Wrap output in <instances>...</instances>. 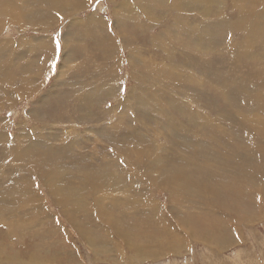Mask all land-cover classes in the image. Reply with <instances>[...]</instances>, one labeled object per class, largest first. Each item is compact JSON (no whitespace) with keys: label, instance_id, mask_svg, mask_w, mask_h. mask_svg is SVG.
<instances>
[{"label":"rangeland","instance_id":"obj_1","mask_svg":"<svg viewBox=\"0 0 264 264\" xmlns=\"http://www.w3.org/2000/svg\"><path fill=\"white\" fill-rule=\"evenodd\" d=\"M178 1L82 0L80 9L71 13L54 10V15L39 17L33 29L24 30V36L16 25L2 26L0 47L33 38L45 47L49 39L55 52L47 60L42 54L45 50L26 44L34 51L19 53L16 62L28 69L31 78L18 79L31 94L19 99L0 97L3 187L9 192L15 187L20 197L32 187L39 197L35 210L24 206L23 212L8 204L12 199L7 201L0 221V264H31L27 260L34 253L36 264H264V114L253 104L264 97L241 96L246 106L224 112L211 108L221 102L216 89L220 82L214 78L230 76L221 69L216 76L212 68L215 52L221 55L225 46L239 49L244 73L260 71L259 79H264V33L241 29L237 22L241 16L255 13L264 24V0H258L257 9L249 6L248 0H210L213 11L198 10L199 0ZM189 4L192 10L183 8ZM191 18L192 37L185 29ZM44 25H48L46 30ZM215 38L220 42L216 51ZM71 45L80 53L73 52ZM190 46L198 57L191 72L187 63ZM9 57L5 54L3 61ZM170 57L174 58L172 64L166 63ZM142 66L150 70L143 73ZM228 70L233 72V67ZM178 71L185 75H165ZM239 76L241 73L235 78H242ZM142 78H147L145 97ZM7 84L0 78V87ZM206 86L211 89L202 94ZM235 97L229 95L227 100ZM148 98L159 99L151 108ZM239 131H247L256 142L239 139ZM40 139L44 144L38 143ZM175 157L247 163L256 184L254 197L261 203H242L224 193L223 180L219 182L224 191L221 198L233 204L225 198H220V204L226 202L223 208H233L215 211L218 222L210 234H203L207 230L199 226L197 214L205 207L201 204L189 216L192 221L179 223L176 235L153 241L147 251L135 254L111 245L92 248L83 239L75 223L90 235H98L99 225L91 214L103 217L107 205L90 206L85 200L79 207H68L61 201V208L54 202L56 197H51L53 191L98 189L108 192V202L116 208L134 184L143 197L144 210L154 201L169 206V195L159 186L161 177L174 170ZM12 163L16 166L8 168ZM184 166L181 171L185 175L189 166ZM194 175L188 173L196 181ZM122 207L127 210L128 204ZM31 210L33 221L26 230L11 225L29 222ZM153 213L158 218V209ZM202 219L212 220L209 216ZM150 226L137 232V241ZM98 239L102 240V235Z\"/></svg>","mask_w":264,"mask_h":264},{"label":"bare ground","instance_id":"obj_2","mask_svg":"<svg viewBox=\"0 0 264 264\" xmlns=\"http://www.w3.org/2000/svg\"><path fill=\"white\" fill-rule=\"evenodd\" d=\"M184 2L185 0L178 1L179 4H183ZM209 2L211 1L199 0L198 10L206 9L209 11H213ZM69 4H72L74 6V10H72V6L71 9H69ZM248 5L253 9H257V7L260 6V3L258 0H248ZM81 6L82 0H0V31L3 25L4 27L8 25H16L21 29V34L24 36V30L29 31L30 29H33L39 17L43 19L47 16L54 15L53 12H56L54 10H57L62 14L64 12L65 14H68L72 11L80 9ZM183 8L192 10L193 6L189 4L184 6ZM261 19L264 20V15L261 16ZM237 22L241 29H251L254 31L260 30L262 33H264V24L257 20V16L255 15V13H252L250 16L243 15ZM180 25L184 27L182 21H180ZM43 28L46 30L48 28V25H44ZM185 29L186 33L190 37H192L195 29L193 18H191L187 22V26H185ZM39 41H37L38 43H35L34 38L24 40L23 42L11 41L3 44L0 47V78H5L8 82L5 87H0V97L3 96L8 98L9 96L14 95L17 99H19L31 92L29 87L26 86L24 82L20 84V80L18 79L31 78L29 76L28 69L25 70V67L21 66V63H17L16 61H19L18 54L23 52L24 50L27 53H31L34 51L31 45H26L28 43H32V45L36 48L45 50L44 52H42V54L46 56L47 60L49 59V56L51 58L53 53L55 52V47L53 45L54 42L48 39V41H45L44 47L42 42ZM219 44L220 42L215 38L214 51L218 50L217 46ZM76 50L80 53L79 48L73 47V52L77 53ZM238 52V48H233L227 45L224 47L223 53L221 55H216L218 53L215 52V55L212 59V68L214 75L218 76L216 74L217 69L227 70L230 74L228 78L219 77L221 81H219V78H214L216 79V81L218 79V82H220L218 84L216 82V89L217 91L219 90V93L217 94L221 95V97L219 96L221 102L218 101L220 102V105L218 104L219 106H211L212 109H215L214 111L224 112L228 108L246 106V103H242L240 101L239 98L241 96L252 98L264 97V79H259V73L261 72L258 71L257 73V71H255L250 74L244 73V71H242L243 66L241 65L242 60L238 56ZM7 53L10 57L7 61H3V57ZM173 59L174 58L170 57L166 61V63L172 64ZM187 63L189 66V72L193 71L198 64V57L193 46L189 47ZM231 67H233V72L228 70ZM149 70L150 68L147 66L141 67V71L143 73H147ZM218 72L219 74L221 73L220 70ZM239 73H241V76L239 77L242 78H235L238 77ZM165 75L168 78H182L185 74L178 71L166 72ZM261 76L263 77L264 74H262ZM214 79H212V81H214ZM146 84L147 78H142L141 86L144 90V97L146 96ZM212 86H214L213 82ZM210 89L211 87L206 86L201 89L200 92L202 94H208ZM214 91L212 90L213 93ZM229 95H234L236 97L235 99L228 101L227 98ZM158 99L159 98H148V106L152 108V104ZM214 103L215 102L212 101L211 105H213ZM253 104L255 109L259 113L264 114L263 99H255ZM238 125H240V123H238ZM245 126L249 132H252V129L248 127L247 123H245ZM43 137L44 135L41 137V139ZM45 137H47V135H45ZM51 138L52 140L54 139L53 136ZM243 138H246L247 140L251 139L247 131H239V139ZM41 139L38 143L44 144ZM251 140L253 142H256V139ZM54 141L55 140H53V142ZM234 154H237L236 150H234ZM173 162L175 167L174 170H168V172L161 177V183L159 186L161 189H166V192L169 195V206H165L166 204L163 205L154 201L153 203L148 202L146 210H144L142 206L143 197L140 194L139 189L134 184L132 185L131 190L127 195L123 193V199L116 208L110 202H108V192L98 189H94V191L92 192H85L83 190L53 191L51 192V197H56L54 202L61 208H63L60 204L61 201L65 202L68 207H79V204L85 200L90 206H98L101 204L107 205L108 209L106 213L103 214V217L91 214L94 224L99 225L97 228V234L102 235V240L98 239V235H90V232L88 230H85L78 221L75 223V225L80 229L83 239L92 248L111 245L119 251L129 250L135 254H139L142 251H147L153 241H161L170 236L176 235L179 223L192 221L189 216L193 212H197L201 204H204L205 207L201 210V213L197 214L201 218L199 226L207 230L202 232L203 234H210L214 224H217L215 222L217 221V218L215 217V211L219 210L222 212H226L233 208L232 205L230 206V208H223V206L226 207V202L220 204V198L222 197V192L224 191V193L229 192L239 202L242 203H261V200L259 198L254 197V194L257 193L256 184L253 181L254 176L251 168L245 162H242L238 159H232L217 163H211L209 161L200 159L180 157H175L173 159ZM178 163H181L182 167L175 166ZM185 164L189 166V169L187 173L185 172L184 175V173L182 174V171L184 172L185 169L183 170L182 168ZM9 166L15 167L16 165L12 163L8 165V168ZM185 167L186 166H184V168ZM188 173H192L193 175L195 174L194 176L197 177V180L194 181L193 179H191V177L188 176ZM0 174L2 176L0 177V221L4 218L6 203L10 199L12 200L9 201L8 204L13 205L19 212H23L27 208V206H29V208L33 207V209L35 210L39 197H37L38 195L32 191V187H29L23 191V197H20L15 187H10V192L5 191L3 187L5 184V182H3L4 175L1 172ZM6 174L7 173L5 172V175ZM5 180H8V176H6ZM223 180H225L226 184V190L224 191L221 190V185L219 184V182ZM16 181L19 183V180ZM207 192L211 193V197H206ZM224 198L225 197L221 199ZM226 200L229 199L225 198L224 201ZM229 201L231 202V200ZM125 203L128 204L127 210L122 207V205ZM156 209H158L159 211L158 218H156L153 213V211H155ZM34 210H31L32 218L30 219V221L28 220L29 222H12L11 225L19 226L22 230L23 227H25L24 230H26V226L32 224ZM202 216H209L212 218V220L208 222L203 221ZM149 225H152L150 226L149 231L139 235L137 241V232ZM108 241L109 243L106 244ZM16 260L20 262L21 259ZM27 262L36 264L37 254L34 253L33 257L29 258Z\"/></svg>","mask_w":264,"mask_h":264},{"label":"snow or ice","instance_id":"obj_3","mask_svg":"<svg viewBox=\"0 0 264 264\" xmlns=\"http://www.w3.org/2000/svg\"><path fill=\"white\" fill-rule=\"evenodd\" d=\"M57 45H58V42H57ZM59 46V45H58Z\"/></svg>","mask_w":264,"mask_h":264}]
</instances>
